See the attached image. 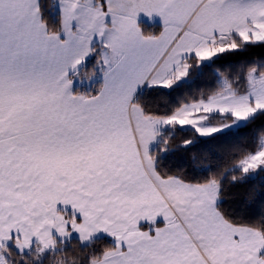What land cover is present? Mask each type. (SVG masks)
I'll use <instances>...</instances> for the list:
<instances>
[{
    "label": "snow or ice",
    "instance_id": "1",
    "mask_svg": "<svg viewBox=\"0 0 264 264\" xmlns=\"http://www.w3.org/2000/svg\"><path fill=\"white\" fill-rule=\"evenodd\" d=\"M0 264H264V0H0Z\"/></svg>",
    "mask_w": 264,
    "mask_h": 264
},
{
    "label": "trees",
    "instance_id": "2",
    "mask_svg": "<svg viewBox=\"0 0 264 264\" xmlns=\"http://www.w3.org/2000/svg\"><path fill=\"white\" fill-rule=\"evenodd\" d=\"M139 24L142 25V27L145 29V30H154V31H158L159 30V27H160V24H156V23H149V22H146L144 20H139ZM93 60L94 58L93 57H90L88 60H87V63L89 65H91L93 63ZM197 85H199L201 83V81H197L196 82ZM91 87L90 84H87V83H84V84H81V85H78L76 87L73 88V90H76V88H80V90L82 91H87L89 88ZM199 147V146H198ZM196 151H199V149H196ZM166 162H167V158H166ZM182 161H177V163H181Z\"/></svg>",
    "mask_w": 264,
    "mask_h": 264
},
{
    "label": "crops",
    "instance_id": "3",
    "mask_svg": "<svg viewBox=\"0 0 264 264\" xmlns=\"http://www.w3.org/2000/svg\"><path fill=\"white\" fill-rule=\"evenodd\" d=\"M139 20H144L146 22H149L148 18L145 17L143 14H140L139 17H138V23H139ZM149 23H156V24H160V21H159V18L158 17H153L152 18V21L149 22ZM89 59V58H88ZM78 85H81V84H74L73 88L78 86ZM157 223H160V220L158 219Z\"/></svg>",
    "mask_w": 264,
    "mask_h": 264
}]
</instances>
